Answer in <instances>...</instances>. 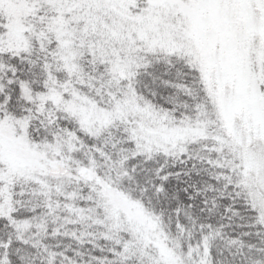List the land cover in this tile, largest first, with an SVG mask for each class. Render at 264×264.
Listing matches in <instances>:
<instances>
[{
    "label": "snow or ice",
    "instance_id": "obj_1",
    "mask_svg": "<svg viewBox=\"0 0 264 264\" xmlns=\"http://www.w3.org/2000/svg\"><path fill=\"white\" fill-rule=\"evenodd\" d=\"M0 264H264V0H0Z\"/></svg>",
    "mask_w": 264,
    "mask_h": 264
}]
</instances>
